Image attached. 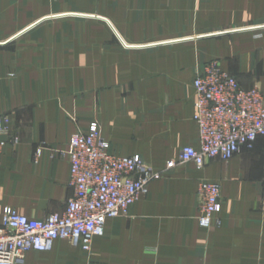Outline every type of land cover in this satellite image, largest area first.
Listing matches in <instances>:
<instances>
[{
	"label": "crops",
	"instance_id": "obj_1",
	"mask_svg": "<svg viewBox=\"0 0 264 264\" xmlns=\"http://www.w3.org/2000/svg\"><path fill=\"white\" fill-rule=\"evenodd\" d=\"M214 59L264 94V0H0V114L19 140L0 156V222L6 206L36 219L65 211L70 138L93 123L113 153L156 170L198 146L194 65ZM203 180L222 186L209 228ZM17 264H264V140L152 180L92 254L59 238Z\"/></svg>",
	"mask_w": 264,
	"mask_h": 264
},
{
	"label": "built area",
	"instance_id": "obj_2",
	"mask_svg": "<svg viewBox=\"0 0 264 264\" xmlns=\"http://www.w3.org/2000/svg\"><path fill=\"white\" fill-rule=\"evenodd\" d=\"M193 87L198 146H184L178 158L156 170L138 155L113 153L97 123L87 133L73 134L67 155L74 193L65 211L36 219L6 206L0 222V264H17L30 250H50L59 238L92 254L93 240L104 234L107 220L128 215L152 180L184 162L198 167L215 158L228 162L242 150L253 149L258 139L264 140V94L258 85L243 88L235 75L213 60L196 72ZM0 135L1 156L6 145L19 142L9 114L0 116ZM40 153L39 148L35 157ZM198 198L200 225L220 224L215 216L222 210L221 184L201 181Z\"/></svg>",
	"mask_w": 264,
	"mask_h": 264
},
{
	"label": "rangeland",
	"instance_id": "obj_3",
	"mask_svg": "<svg viewBox=\"0 0 264 264\" xmlns=\"http://www.w3.org/2000/svg\"><path fill=\"white\" fill-rule=\"evenodd\" d=\"M164 4H166V3H164ZM163 6V5H162ZM164 21L166 22V24L168 23V18L166 17V14H164ZM204 31H209V30H204ZM203 31V32H204ZM214 60H216V59H214ZM211 61H213V60H205V61H200V62H197L195 65H194V69H195V75H196V72L199 70V69H201V68H203V66H205V64H207L208 62H211ZM5 114H9L10 115V113H3V114H0V116L1 115H5Z\"/></svg>",
	"mask_w": 264,
	"mask_h": 264
}]
</instances>
